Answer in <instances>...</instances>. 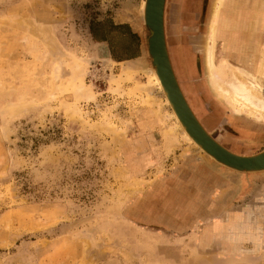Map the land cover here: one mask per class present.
<instances>
[{"label": "rangeland", "instance_id": "rangeland-1", "mask_svg": "<svg viewBox=\"0 0 264 264\" xmlns=\"http://www.w3.org/2000/svg\"><path fill=\"white\" fill-rule=\"evenodd\" d=\"M144 2L0 0V264H264V170L225 167L182 136L149 53L116 62L91 42L90 23L114 17L142 23L146 49ZM215 3L166 0L171 62L193 71L192 53L206 100L254 123L258 153L264 121L211 85ZM230 39H215L219 73L238 62Z\"/></svg>", "mask_w": 264, "mask_h": 264}, {"label": "bare ground", "instance_id": "bare-ground-1", "mask_svg": "<svg viewBox=\"0 0 264 264\" xmlns=\"http://www.w3.org/2000/svg\"><path fill=\"white\" fill-rule=\"evenodd\" d=\"M226 1L228 0H216L211 25H209L210 35L205 52V60L210 73L211 85L218 96L225 100L235 112L238 114L246 113L251 117L264 121V40L259 35L262 29V25L259 26V24L264 22H260L264 20V14L260 13L261 9L264 10V0H245L246 4L244 5L240 4L242 0H229V7L226 5ZM143 6V18L146 19L147 7L146 4ZM223 14H225V17H223ZM219 21L222 22L221 26H219ZM241 22L247 24V29L250 28L248 37L246 36L245 40L238 39L242 32L236 28V25ZM136 27L140 28L138 25ZM140 30L143 29L140 28ZM219 35L222 37L226 36V38L230 36L229 42L232 48L234 47L236 51L239 50L238 52L240 53L237 57L238 62L230 63L224 73H219L215 64V39ZM146 49L148 55V45ZM258 53H261V58L257 57ZM237 58L235 59L237 60ZM150 74L153 83L155 81L158 83L167 96L168 103L174 108L173 114L177 118L175 120H177L178 124L175 125V128H181L183 137L198 148L206 150L203 144L196 141L194 136L190 134L188 126L178 115L173 101L169 98V92L158 74V68ZM208 154L210 157H215L212 153L208 152ZM219 161V164L228 167L224 161Z\"/></svg>", "mask_w": 264, "mask_h": 264}, {"label": "crops", "instance_id": "crops-1", "mask_svg": "<svg viewBox=\"0 0 264 264\" xmlns=\"http://www.w3.org/2000/svg\"><path fill=\"white\" fill-rule=\"evenodd\" d=\"M105 19L112 20L116 26L112 34L103 37L102 33L99 32L98 36L100 40H96L89 28L91 42L98 48L101 55H105L116 62L136 61L146 57L147 49L144 47L140 28L130 21L117 20L114 17H106L100 20ZM238 51L237 53L240 54ZM190 54L194 64L193 71H188L186 66H182L181 64L177 66L179 74L174 71L192 110L204 128L220 144L236 154L250 155L254 145L253 141L261 145L260 137L255 133L254 123L249 121L245 116L234 115L231 111H226L222 105L216 103V105H211L206 100L208 81L204 80L203 74L197 70L192 53ZM229 54L233 57L237 56L236 52L233 51ZM197 71L198 76L196 75ZM182 85L188 94H186ZM191 95L199 102L196 103V107L192 106L188 99Z\"/></svg>", "mask_w": 264, "mask_h": 264}, {"label": "water", "instance_id": "water-1", "mask_svg": "<svg viewBox=\"0 0 264 264\" xmlns=\"http://www.w3.org/2000/svg\"><path fill=\"white\" fill-rule=\"evenodd\" d=\"M165 3L166 0H145L144 5L146 4L147 7V15L146 19L143 18V22L151 31V35L148 38V48L149 54L153 59V71L158 68V74L169 92V98L173 101L178 115L188 126L190 134L194 136L196 141L203 144L206 150H202L207 155H209V152L216 157H211L215 161H224L226 164L221 163L241 172L263 171L264 149L250 155H240L230 151L213 138L192 110L180 87L169 55L165 32ZM135 24L144 29L142 23L136 22ZM172 109L174 110L173 107Z\"/></svg>", "mask_w": 264, "mask_h": 264}, {"label": "trees", "instance_id": "trees-1", "mask_svg": "<svg viewBox=\"0 0 264 264\" xmlns=\"http://www.w3.org/2000/svg\"><path fill=\"white\" fill-rule=\"evenodd\" d=\"M115 24L112 22V20L108 19V20H96L90 23V30L91 33L93 34L94 38L96 40H100L98 33H102L103 37H106L110 34H112V32L115 30ZM97 33V34H96Z\"/></svg>", "mask_w": 264, "mask_h": 264}, {"label": "flooded vegetation", "instance_id": "flooded-vegetation-1", "mask_svg": "<svg viewBox=\"0 0 264 264\" xmlns=\"http://www.w3.org/2000/svg\"><path fill=\"white\" fill-rule=\"evenodd\" d=\"M182 88L184 89V91H185V88L183 87V85H182ZM186 92V91H185ZM200 93V92H199ZM186 94H188L187 92H186ZM189 95H190V93H189ZM191 98V99H190ZM193 97H192V95L190 96V97H188V99H189V101H190V103L192 104V106H195L196 107V103L198 102V100H197V102H194L195 101V98H194V101H193V99H192ZM199 103V102H198ZM254 145H253V149L254 148H257L258 146H260V145H258V144H256V142H252ZM263 149V148H262Z\"/></svg>", "mask_w": 264, "mask_h": 264}]
</instances>
